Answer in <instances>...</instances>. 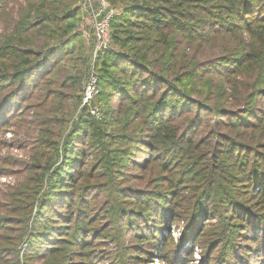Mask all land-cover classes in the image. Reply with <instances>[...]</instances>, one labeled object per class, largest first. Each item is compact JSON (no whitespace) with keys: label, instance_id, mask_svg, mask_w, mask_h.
<instances>
[{"label":"trees","instance_id":"trees-1","mask_svg":"<svg viewBox=\"0 0 264 264\" xmlns=\"http://www.w3.org/2000/svg\"><path fill=\"white\" fill-rule=\"evenodd\" d=\"M17 1L0 0V138L35 101L44 162L6 194L0 264H89L94 242L118 247L113 264H189L198 245L206 264H264V0H106L95 56L78 0ZM65 63L80 68L53 83ZM146 174L148 191L127 187Z\"/></svg>","mask_w":264,"mask_h":264},{"label":"rangeland","instance_id":"rangeland-1","mask_svg":"<svg viewBox=\"0 0 264 264\" xmlns=\"http://www.w3.org/2000/svg\"><path fill=\"white\" fill-rule=\"evenodd\" d=\"M25 1H36V0H25ZM24 0H18L17 2L19 3H24ZM81 2V0H78ZM106 1V0H105ZM107 1L105 2V4ZM14 4H11V7H13ZM80 10V9H79ZM93 11H95V4L93 1L92 7L90 8L89 6H86L85 3L81 5V10H80V15L82 18L81 26L77 29L78 33H81L83 36L82 39L86 45V48L92 44V38H93V31L95 32V37L96 36V25L94 22H92V15ZM3 29V23H0V32H2ZM65 69L61 71V73L57 74L55 80L53 83L56 81H60V77L62 76V73H65L67 71L68 73H75L76 71L79 70L80 66L78 64H68L65 63ZM93 71V74L97 77V74L94 72V67L91 66L89 68L88 73ZM86 81V80H85ZM96 86V85H95ZM93 85L88 89V97L87 99L90 100L91 97L96 93V88ZM43 95V93L41 94ZM87 100V101H88ZM86 101V102H87ZM71 103V104H70ZM24 103L20 105L18 108L17 112L13 116L10 125L7 128H2L1 130V138H0V174L1 172L6 173L7 176L1 177L4 178L6 181L2 182L0 178V205L1 209L8 210L11 207V202L9 198L6 197V194L8 193L11 194L14 189H17L19 186L24 184L30 177L31 172H28L30 169V163H32V157L37 156L41 162H44L39 155H37V151H39V147L37 146L38 141V125L35 122V113H36V107L38 106L35 101H32L27 104V107L24 108L23 106ZM259 108L264 107V102H260L258 104ZM57 111H64L68 115L71 114L73 108V100L72 99H66V104L64 108H60L57 105ZM38 111V110H37ZM39 116H45V112L43 111H38L37 112ZM20 115H23L22 117ZM32 117L31 120H29L28 117ZM37 116V115H36ZM66 121L60 122L58 121L54 127H51L52 134L57 137V142H61V137H62V130H63V125ZM41 156V155H40ZM135 158V156H134ZM91 159L89 158L87 161L89 162ZM135 162H138L139 164L142 163V155L136 156V160H133ZM90 167H83V175L86 169L89 170ZM11 174H9V173ZM28 172V173H27ZM129 173L131 174H136V171L134 170H129ZM96 177L102 178V176L99 174H96ZM145 180L143 183H138L133 179L134 177H131V180L127 185V187H131L136 191H148L149 190V184L150 180L153 178L152 174H146ZM98 196V194L96 195ZM102 203H103V197H99L96 205L94 208H92L94 211H97L102 208ZM58 205V204H57ZM4 210V211H5ZM2 211V210H1ZM92 212V211H91ZM93 213V212H92ZM59 220V219H58ZM66 222V221H65ZM57 224V223H56ZM171 229L173 226L170 227ZM12 236H14L16 233H10ZM174 234L177 235L176 232ZM175 235V236H176ZM178 239V235L176 236ZM175 239V240H176ZM104 242V241H103ZM123 244L125 246H131L134 244L133 241H130L128 237H125L123 240ZM93 245L96 247V250H94V253H92L89 258L94 259L89 261V264H113L112 258L113 255L117 252H120L118 247L110 244L109 242H106L105 244L102 243H93ZM134 247H131V250ZM142 253L144 254L145 257H149L150 251H152L151 247H145L141 246ZM190 252V251H189ZM210 252L205 253L201 249V247L195 246V248L191 251V256L189 258V254L187 256H183L182 254L180 255L181 257H184L186 260H189V264H206L204 261V257L209 255ZM151 258H148V260ZM183 259V258H182ZM217 259V256H216ZM147 258H145L142 262L141 256H138V258L133 261V264H165V262H161L157 258H152V262L148 263ZM132 260L130 259V262ZM128 264H131V263ZM73 264H86V262L83 261L82 258H75L73 259ZM173 264V263H171ZM215 264V263H213Z\"/></svg>","mask_w":264,"mask_h":264},{"label":"built area","instance_id":"built-area-1","mask_svg":"<svg viewBox=\"0 0 264 264\" xmlns=\"http://www.w3.org/2000/svg\"><path fill=\"white\" fill-rule=\"evenodd\" d=\"M95 4V11H93L92 15V22L96 25V36L95 32L93 31V40H94V52L93 55H97L100 53L103 49H106L109 45V36H110V20L113 17V12L109 9L108 2L105 4V0H81V2L78 1V8L81 10V5L85 3L86 6L92 7V4ZM82 22V18H81ZM80 22L77 29L82 25ZM76 29V31H77ZM95 72V71H94ZM97 77L93 74V71L89 73V78L87 80L86 87L84 89L85 92V102L88 100L87 97V91L90 87L93 85H96ZM2 182H5L6 180L4 178H1Z\"/></svg>","mask_w":264,"mask_h":264},{"label":"bare ground","instance_id":"bare-ground-1","mask_svg":"<svg viewBox=\"0 0 264 264\" xmlns=\"http://www.w3.org/2000/svg\"><path fill=\"white\" fill-rule=\"evenodd\" d=\"M173 237H174V238H176V236H175V235H174Z\"/></svg>","mask_w":264,"mask_h":264}]
</instances>
